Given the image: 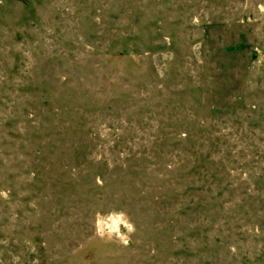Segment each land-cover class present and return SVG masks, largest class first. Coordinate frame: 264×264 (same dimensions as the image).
<instances>
[{
  "label": "rangeland",
  "instance_id": "374dc122",
  "mask_svg": "<svg viewBox=\"0 0 264 264\" xmlns=\"http://www.w3.org/2000/svg\"><path fill=\"white\" fill-rule=\"evenodd\" d=\"M0 264H264V0H0Z\"/></svg>",
  "mask_w": 264,
  "mask_h": 264
},
{
  "label": "clouds",
  "instance_id": "9594fccd",
  "mask_svg": "<svg viewBox=\"0 0 264 264\" xmlns=\"http://www.w3.org/2000/svg\"><path fill=\"white\" fill-rule=\"evenodd\" d=\"M96 231L103 236L105 233H116L120 225H124L129 232L133 230V225L127 222L123 213H113L96 219Z\"/></svg>",
  "mask_w": 264,
  "mask_h": 264
}]
</instances>
